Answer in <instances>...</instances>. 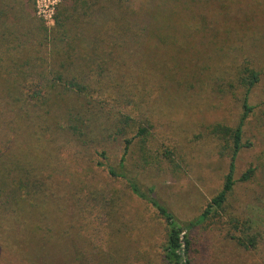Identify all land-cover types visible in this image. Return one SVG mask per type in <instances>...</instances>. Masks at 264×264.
<instances>
[{
	"label": "trees",
	"instance_id": "1",
	"mask_svg": "<svg viewBox=\"0 0 264 264\" xmlns=\"http://www.w3.org/2000/svg\"><path fill=\"white\" fill-rule=\"evenodd\" d=\"M216 1L147 0L141 4L138 16L125 0L87 3L83 14L90 15L87 23L98 20L94 39L89 42L86 31L83 33L82 28L76 26L73 33L81 36L66 44H62V40L72 29V17L76 16L75 22L84 20L80 14L67 13L69 7L56 16L53 39L46 36L42 43L47 45H28L29 42L23 37L20 39L18 34L16 41L10 42L5 34L9 29L8 17L0 18V228L11 226L16 230L20 227L27 233L34 225L51 238L55 226H59V238L68 246L66 252L73 263V257L74 262L79 260L77 253L93 243L89 237L81 236L82 241L80 238L73 241L71 217L69 215L70 220H67L66 214L72 210L73 219L90 215L92 224H97L92 226L97 230L99 216L110 226L109 234L117 237L114 241L121 242L119 256L102 264H155L153 254L146 248L151 242V225L143 217L136 219V216H131L132 229L125 224L126 216L131 215L130 207L123 206L126 191L99 188L76 169L88 151L95 148L98 167L106 170L111 179L124 180L127 189L153 206L165 220L167 233L161 245L162 263L192 264L188 230L225 210L238 181L235 178L236 159L244 148L251 146L249 141H244L245 125L258 106L253 103V92L261 83L264 64V0H227L219 11L214 8ZM168 2L172 3L169 9L172 18L185 16L180 21L183 35L177 41L175 35L164 29L159 33L162 45L171 46L179 53L180 57L174 59L176 68L184 74L190 70L201 91L222 88L224 94L238 96L242 107L235 126L216 123L206 127L208 135L222 142L221 152L228 153L229 172L207 209L187 224L179 222L158 200L154 187L144 188L135 173L140 170L131 169L128 164L137 140L141 165L146 166L152 156H156L149 142L153 136L150 127L132 116L129 108L140 113L147 104V97L137 90L139 81L133 74L140 68L138 63L144 48L150 45L145 44L143 36L133 41L129 32L133 30L132 34L140 36L141 31L132 28L136 24L142 28L140 19L146 22L152 12L149 18L154 20L150 24L158 26V11H164ZM211 5L212 12H209ZM5 7L11 8V3H5ZM204 8L212 16L214 27L200 30L198 14L195 20L186 16L204 11ZM77 11L75 8L74 12ZM96 15L98 19L95 20ZM113 18L118 23L115 28L107 25ZM256 18L261 19L256 23ZM222 28L228 32L226 38L220 36ZM226 39L231 40L224 42ZM229 42L242 54L235 57L230 48L219 60L220 48L230 45ZM198 43L201 45H196ZM38 46L49 48V52L44 55ZM194 46L200 50L196 52ZM80 55L83 60L74 59ZM180 85V81L174 85L170 82L165 90L179 92ZM118 143L122 144V154L114 163L111 152ZM66 150L76 151L74 163H67L63 154ZM162 153L171 155L167 149ZM254 174L255 168L250 167L239 181H249ZM124 240H128L127 245ZM254 240L257 236L249 240L253 246ZM240 243L247 246L244 240ZM90 264H98L96 253Z\"/></svg>",
	"mask_w": 264,
	"mask_h": 264
},
{
	"label": "rangeland",
	"instance_id": "2",
	"mask_svg": "<svg viewBox=\"0 0 264 264\" xmlns=\"http://www.w3.org/2000/svg\"><path fill=\"white\" fill-rule=\"evenodd\" d=\"M145 1L147 0H125V4L129 5L138 16L141 11L140 6ZM5 3H11V8L6 9ZM87 3L97 4L98 0H0V18L8 17L9 29L5 30V34L10 42L16 41L15 37L18 34L20 39L23 37V40L29 42L28 45H47L42 43L46 41V36L50 40L53 39V32L57 28L56 16L62 9L69 7L67 13L80 14L79 16L84 20L75 22L76 16L72 17V29L63 36L62 44L81 36L73 33L76 26L82 28L83 33L86 31L90 42L95 37L93 33L98 26V20L93 24L87 23L90 15H83ZM226 3L227 0L216 1L215 10L219 11L221 5ZM171 4L170 2L166 4L165 12L158 8L160 20L158 26L150 24V21L154 20L149 18L153 16L154 12H152L146 18V22L143 23L140 19L143 30L138 24L132 28L134 31H141L140 36L132 34L133 30L129 32V38L133 41L143 36L145 44L150 46L144 48L141 62L138 63L140 68L133 74L139 81L137 90L147 97V104L140 113L127 105L126 107L131 109L132 116H135L140 123L150 127L153 136L149 142L153 144L151 146L156 156H152L151 162L146 166L141 165V153L136 147L137 140L128 164L131 169L140 170L135 171L138 176L134 172L132 175L141 181L144 188L154 187L158 200L175 214L179 222L187 224L207 209L211 199L222 189L229 172L228 153L221 152L222 142L208 135L206 127L216 123L235 126L241 117L242 107L238 96L226 95L222 88L218 91L211 88L201 91L192 79L190 70L184 74L180 68H176L174 59L180 57L177 55L179 53L171 46L162 45L159 36L160 30L163 32V29L168 34L175 35L176 41L183 35L180 31L183 28L180 21L185 16L172 18L173 15L169 11ZM75 8L78 9L77 13L74 12ZM208 9L212 12V5ZM209 12L204 8V11L198 10L186 17L192 16L195 20V15L198 14V23H201L199 29L205 27L207 30L214 27ZM166 13L171 17L168 18ZM93 19H98L97 15ZM259 19L261 18H256L254 21L257 23ZM107 25L114 28L118 26L116 18ZM219 31L220 36L225 38L228 36L224 28ZM230 40L226 39L224 42ZM162 41L166 40L162 39ZM229 44L220 48L219 53L222 55L219 56V60L230 48L233 49V56L239 57L242 54L235 49V46H231V42ZM38 48L43 49L44 55L49 52V48L40 46ZM194 48L196 52L200 50L195 46ZM83 58L80 55L79 58L74 59L83 60ZM208 59L214 58L208 56ZM177 81L181 82L179 92L165 90L168 83L172 82L174 85ZM253 94V103L258 106L246 121L244 136V141H249L251 146L244 148L236 159L235 178L238 181L225 210H220L204 223L188 230L192 264H264V64L261 83ZM95 96L98 97V93ZM121 145L118 143L111 152L114 163L121 157ZM165 149L170 151L169 157L162 153ZM75 152V150H66L63 153L67 163L75 162L73 157ZM250 167L255 168L254 177L249 181H239L241 175ZM76 169L99 188L103 187L108 191L115 188L127 192L123 197V206L126 204L128 208L130 207L131 215L126 216L128 219L125 220V224L127 228L132 229L131 216H136V219L143 217L151 225V242L146 248L153 254L155 264H163L160 254L161 245L165 242L167 225L156 209L127 189L124 180L111 179L106 170L98 167L97 149L88 151L87 157L76 166ZM70 171L75 173L73 169ZM98 208L100 209L101 205H98ZM71 212L72 210L66 214V218L70 220L69 215L71 217L73 241L77 239L79 241L81 237H89L93 243V245H85L77 253L79 260L74 262L75 257H73V263H70V256L66 252L68 246L59 238V226H55L51 238L46 237L43 230L34 225L27 233L20 227L14 230L11 226H4L0 228L2 235L0 264H90L95 253L98 256V264H102L108 259L119 256L118 247L121 242L114 241L117 237L109 234L110 226L107 222L104 223L98 216L97 230L93 227L97 224L95 222L92 224L89 219L90 215H86L87 218L80 216L73 219ZM255 236L257 240H254L255 246H253L249 240ZM240 240H244L247 246L241 244ZM124 242V245H127L128 240Z\"/></svg>",
	"mask_w": 264,
	"mask_h": 264
}]
</instances>
